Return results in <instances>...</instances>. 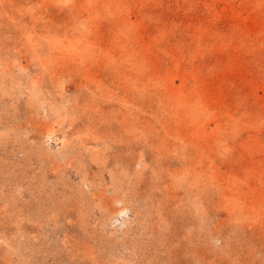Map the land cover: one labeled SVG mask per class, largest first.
I'll return each instance as SVG.
<instances>
[{
    "label": "rangeland",
    "instance_id": "rangeland-1",
    "mask_svg": "<svg viewBox=\"0 0 264 264\" xmlns=\"http://www.w3.org/2000/svg\"><path fill=\"white\" fill-rule=\"evenodd\" d=\"M0 264H264V0H0Z\"/></svg>",
    "mask_w": 264,
    "mask_h": 264
}]
</instances>
